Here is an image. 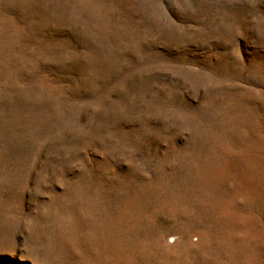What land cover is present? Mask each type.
Instances as JSON below:
<instances>
[{
	"label": "rangeland",
	"instance_id": "374dc122",
	"mask_svg": "<svg viewBox=\"0 0 264 264\" xmlns=\"http://www.w3.org/2000/svg\"><path fill=\"white\" fill-rule=\"evenodd\" d=\"M0 264H264V0H0Z\"/></svg>",
	"mask_w": 264,
	"mask_h": 264
}]
</instances>
